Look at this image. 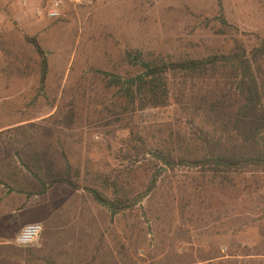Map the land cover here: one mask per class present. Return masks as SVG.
Returning a JSON list of instances; mask_svg holds the SVG:
<instances>
[{
    "label": "trees",
    "instance_id": "1",
    "mask_svg": "<svg viewBox=\"0 0 264 264\" xmlns=\"http://www.w3.org/2000/svg\"><path fill=\"white\" fill-rule=\"evenodd\" d=\"M220 22L212 44L199 41L190 51L162 48L140 33L117 41L116 58L93 64L86 85L55 96L45 125L7 131L9 142L0 133V145L14 151L11 161L22 169L18 174L29 175L39 194L66 186L111 217L122 216L115 242L124 264H145L143 255L150 264H264V240L249 247L235 238L264 222V214L230 217L239 204L264 205V37L229 44L237 30ZM29 43L40 58V95L49 62L35 39ZM156 110L170 112L149 119ZM92 125L123 132L121 147L94 160L83 138ZM138 211L148 230L133 215ZM152 230L159 238L154 255L142 247ZM258 230L264 239V225ZM226 236L231 241L217 244Z\"/></svg>",
    "mask_w": 264,
    "mask_h": 264
},
{
    "label": "rangeland",
    "instance_id": "2",
    "mask_svg": "<svg viewBox=\"0 0 264 264\" xmlns=\"http://www.w3.org/2000/svg\"><path fill=\"white\" fill-rule=\"evenodd\" d=\"M57 1L61 2L58 18L36 15L37 10L51 8ZM220 18L237 30L230 31L229 44L239 39L252 45L264 37V0H0V133H6L2 137L9 142L11 136L7 131L28 127L30 122L45 125L43 119L50 113L49 105L55 96L60 99L63 89L69 92L81 82L89 81L93 64L116 58L117 41L124 44L140 33L146 42L162 48L190 51L203 45L199 41L207 45L213 43L216 38L212 35L221 27ZM29 39L40 44L49 62L45 89L40 95V58ZM169 112L156 110L147 116L161 120L168 117ZM115 129L96 125L83 129L84 141L91 143L94 160L107 158L108 148L115 153L121 147L124 133L116 130L114 135L112 131ZM7 149L5 144L0 145V153L13 157L14 151L5 152ZM108 161L112 170L117 168L112 158ZM184 172L178 173L180 180L185 177ZM46 199L62 202L61 207L53 205L50 208L54 214L49 217L50 222L61 223L63 219L65 224L87 225L88 231L84 233L86 245L99 250L88 264H124L117 256L115 242L122 234V216L111 217L86 193L74 192L66 186L53 187ZM258 207L239 204L231 209L230 217L237 220L246 212L263 215L264 205ZM142 214L143 211L133 213L139 216L142 228L148 230L150 224L144 223L146 219L141 218ZM127 217V225L132 224L133 218ZM258 225L262 226L264 222L237 235L236 240L249 247L263 241ZM19 233L17 230L12 238L0 241L9 243V246L0 247L22 249L14 245ZM231 239L223 237L217 244L225 245ZM158 245L159 238L153 231L147 235L142 247L154 255ZM129 251L128 263L134 255ZM143 258L147 261L145 264L151 263L148 255Z\"/></svg>",
    "mask_w": 264,
    "mask_h": 264
},
{
    "label": "crops",
    "instance_id": "3",
    "mask_svg": "<svg viewBox=\"0 0 264 264\" xmlns=\"http://www.w3.org/2000/svg\"><path fill=\"white\" fill-rule=\"evenodd\" d=\"M8 160V161H7ZM0 153V241H7L15 231L19 232L29 224L42 225L43 232L38 245L15 253L0 249L4 264H88L99 250L88 248L84 233L86 224L50 222L53 205L61 207L62 202L46 199L29 175H20L19 163ZM11 161V162H9ZM6 162V163H5ZM95 231V224L93 225ZM18 235V234H17ZM9 243H0L7 246ZM87 257H89L87 259ZM88 262V263H87Z\"/></svg>",
    "mask_w": 264,
    "mask_h": 264
},
{
    "label": "built area",
    "instance_id": "4",
    "mask_svg": "<svg viewBox=\"0 0 264 264\" xmlns=\"http://www.w3.org/2000/svg\"><path fill=\"white\" fill-rule=\"evenodd\" d=\"M61 2H55L54 6L43 11L37 10L38 17L43 16L47 19H56L59 17V5ZM43 228L40 224H29L25 226L14 239V245L18 248L26 249L36 246L38 243Z\"/></svg>",
    "mask_w": 264,
    "mask_h": 264
}]
</instances>
